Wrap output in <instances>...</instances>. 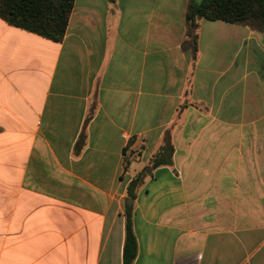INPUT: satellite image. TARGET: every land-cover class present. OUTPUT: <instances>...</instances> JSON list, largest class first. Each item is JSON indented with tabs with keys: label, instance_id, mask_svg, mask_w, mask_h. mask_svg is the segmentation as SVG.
I'll return each instance as SVG.
<instances>
[{
	"label": "crops",
	"instance_id": "0c3cea01",
	"mask_svg": "<svg viewBox=\"0 0 264 264\" xmlns=\"http://www.w3.org/2000/svg\"><path fill=\"white\" fill-rule=\"evenodd\" d=\"M195 1L0 16V264H125L128 199L131 264H264V32L202 18L195 56Z\"/></svg>",
	"mask_w": 264,
	"mask_h": 264
},
{
	"label": "trees",
	"instance_id": "16d2710c",
	"mask_svg": "<svg viewBox=\"0 0 264 264\" xmlns=\"http://www.w3.org/2000/svg\"><path fill=\"white\" fill-rule=\"evenodd\" d=\"M75 0H0V16L9 24L39 33L53 40L65 34ZM202 18L224 20L264 32V0H199L190 4L186 17V40L196 56ZM161 156L152 159V167L163 165ZM135 181L131 183L132 187ZM132 196V195H131ZM137 254V238L133 228L132 208L126 205L125 264Z\"/></svg>",
	"mask_w": 264,
	"mask_h": 264
},
{
	"label": "water",
	"instance_id": "95a60500",
	"mask_svg": "<svg viewBox=\"0 0 264 264\" xmlns=\"http://www.w3.org/2000/svg\"><path fill=\"white\" fill-rule=\"evenodd\" d=\"M131 202H132V199H128L127 200V204L130 206L131 205Z\"/></svg>",
	"mask_w": 264,
	"mask_h": 264
}]
</instances>
